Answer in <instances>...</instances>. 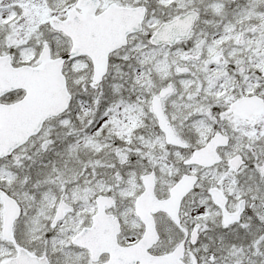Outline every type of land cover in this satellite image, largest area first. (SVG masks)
Wrapping results in <instances>:
<instances>
[{
    "label": "snow or ice",
    "instance_id": "obj_1",
    "mask_svg": "<svg viewBox=\"0 0 264 264\" xmlns=\"http://www.w3.org/2000/svg\"><path fill=\"white\" fill-rule=\"evenodd\" d=\"M0 264H264V0H0Z\"/></svg>",
    "mask_w": 264,
    "mask_h": 264
}]
</instances>
